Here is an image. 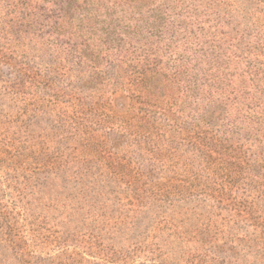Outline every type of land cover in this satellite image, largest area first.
I'll return each mask as SVG.
<instances>
[{
  "label": "rangeland",
  "instance_id": "374dc122",
  "mask_svg": "<svg viewBox=\"0 0 264 264\" xmlns=\"http://www.w3.org/2000/svg\"><path fill=\"white\" fill-rule=\"evenodd\" d=\"M79 4L112 31L119 77L105 57L52 75L49 35L33 23L9 43L0 12V55L38 80L14 96L0 69V264H264V0ZM140 75L164 122L159 160L104 106L139 108Z\"/></svg>",
  "mask_w": 264,
  "mask_h": 264
},
{
  "label": "trees",
  "instance_id": "16d2710c",
  "mask_svg": "<svg viewBox=\"0 0 264 264\" xmlns=\"http://www.w3.org/2000/svg\"><path fill=\"white\" fill-rule=\"evenodd\" d=\"M41 1L43 4L47 5L45 9L41 7L36 0H0V12H5V16L12 19L5 25V38L9 43L21 42V40L27 38L26 36L28 35L21 29L30 30L32 29L33 23H35L36 27L40 29L38 32L39 35H49V38H51V40H47L46 43L50 44L54 50L52 75L55 71L61 73V70L65 75L62 65L65 67L68 65L71 69L76 70L81 69V64L83 63H88L89 66L91 64L90 70L95 73L97 72L99 64L105 57L106 62H109L108 64L112 72L116 75L115 77H119L121 74L120 63L116 64L111 62L113 61L110 60L111 53L104 52L105 48L109 46V35L113 36V33L109 28L101 30L98 29V27L92 26L98 24L95 16L89 17L81 14V12H73L74 8L78 7L82 0ZM37 12H49V14L43 13L38 16L36 14ZM18 13L22 15L21 18L18 17L20 22L18 19H15ZM39 18H41L45 24L40 25L38 23ZM18 28H20L19 37ZM44 28L46 29L44 30ZM41 39L44 40L45 37H41ZM6 58L5 54L0 55V69L5 67L10 71L12 70L14 74L11 71L10 79L4 82L5 87L14 96L26 97L25 92L29 88L37 85V78L27 72L19 71L21 68L12 67ZM66 73L68 74V71H66ZM120 80L118 88L123 90L125 89L124 83H122V78ZM133 81L134 84H131V87H134L133 93H137L135 99L136 102L140 104L139 108L133 109L131 104H126L128 98L120 96L117 99L111 98L109 101H105V110L114 112V109L119 108V111L114 113V120L116 121L115 123L119 125L122 134L132 138L137 133L138 135L134 136L138 138L136 144L140 147L144 145L142 143L149 144L151 157L154 160H159L166 154L164 148L165 143L161 134L164 122L160 119V116H162L161 114L158 115L156 111L145 109V106L149 107L150 104L143 102L146 93H148L153 86L148 76L145 78L144 75H140L139 80L136 78ZM79 83L85 86V83L81 81ZM148 83L151 84V86H149ZM6 88L5 90H7ZM64 95H59V97H64ZM69 99L75 102L77 101L76 105H74V108H76L80 114L77 120L79 122H84L87 114V112L84 111L85 102L80 100L82 98H73L69 96ZM92 104L95 103L92 102ZM150 108L152 109L151 106ZM158 109L161 108L158 107ZM123 113H127V116H124ZM80 125L82 124L80 123ZM130 127L135 129V134L128 131ZM94 135L95 134H88V140L92 139ZM167 183L168 180L166 184L163 185V192L167 189ZM158 185L161 186V184Z\"/></svg>",
  "mask_w": 264,
  "mask_h": 264
}]
</instances>
